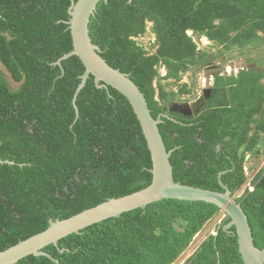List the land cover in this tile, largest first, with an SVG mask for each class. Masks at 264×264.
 Returning <instances> with one entry per match:
<instances>
[{
	"label": "trees",
	"instance_id": "16d2710c",
	"mask_svg": "<svg viewBox=\"0 0 264 264\" xmlns=\"http://www.w3.org/2000/svg\"><path fill=\"white\" fill-rule=\"evenodd\" d=\"M71 3L0 0V159L12 162H0V250L44 230L50 219L134 192L152 179L150 152L127 98L110 85L97 87L90 74L74 99L85 67L76 55L56 63L72 49ZM146 22L155 36L152 53L135 40ZM88 28L100 55L144 93L152 116L167 115L158 128L173 149L174 180L223 191V171L232 195L242 190L234 197L254 245L264 248V167L250 180L252 190L244 187L243 169L246 155L264 140V69L216 76L219 92L195 116L171 110L191 91L179 83L181 75L214 57L199 51L188 31L225 51L264 42V0H101ZM219 213L213 203L164 198L61 238L63 252L53 244L44 250L58 264H171ZM229 220L225 214L186 264H245L235 227L223 230ZM14 264L57 263L31 254Z\"/></svg>",
	"mask_w": 264,
	"mask_h": 264
},
{
	"label": "water",
	"instance_id": "95a60500",
	"mask_svg": "<svg viewBox=\"0 0 264 264\" xmlns=\"http://www.w3.org/2000/svg\"><path fill=\"white\" fill-rule=\"evenodd\" d=\"M100 1L72 0L68 8L70 18L66 21L72 38V49L62 55L56 63L60 64L61 60L76 55L84 65L85 69L80 76L81 81L76 88L74 99L77 92L85 85L90 74L94 76L97 87L110 85L127 98L139 121L150 152L152 161V166L149 169L152 174L151 182L139 190L122 196L107 198L67 218L50 219L49 225L44 230L0 250V264H14L31 254L47 256L58 264V259L53 258L50 253L44 250L46 245L53 244L60 252H63L64 248H61L58 243L61 238L71 233H80L81 229L91 224L106 218L118 217L131 209L138 207L145 209L147 204L164 198L205 201L215 204L230 217V220L224 224L223 230L231 232L230 228L235 227L233 234L237 236L238 250L244 263L264 264V248L260 249L254 245L247 215L232 195L227 184L222 181L223 171L218 174V182L223 191L183 184L174 180L173 166L170 162L173 149L167 150L158 128V124L162 122L161 116L167 117V115L161 114L154 118L144 93L131 80L129 74L108 64L105 58L100 55L99 45L91 40L88 24ZM100 81L103 83L101 84ZM75 108H77L76 105ZM175 108L176 110L172 108L171 110L184 111L182 105L177 104ZM6 161L0 159L1 163Z\"/></svg>",
	"mask_w": 264,
	"mask_h": 264
},
{
	"label": "rangeland",
	"instance_id": "374dc122",
	"mask_svg": "<svg viewBox=\"0 0 264 264\" xmlns=\"http://www.w3.org/2000/svg\"><path fill=\"white\" fill-rule=\"evenodd\" d=\"M188 34L192 36L199 51H206L214 57L208 61L207 65L200 67V69L193 67L181 75V81L179 83H188L191 91L187 95L178 96L175 99V102L171 105L172 109L176 110L175 106L177 104L184 106V109H193L196 106L197 101H199V96L204 93L203 89L209 82V76L215 72L220 71L221 73H225L224 71L226 69L227 71L235 73L241 68H254L256 70L264 69V42L262 41H259L256 45H248L241 49L234 47L230 51H225L220 46L216 47L212 41H208L204 35H196L195 33H192V31H188ZM135 40L149 53H152L155 50V36L151 31L150 22H146V32L136 37ZM159 71L161 75H164L166 72L164 67H161ZM7 77L12 87L18 85V83L11 80L9 75H7ZM162 82L165 84V88L168 91H177V87L174 84H169L168 81ZM154 84H157V80L154 81ZM259 151L258 155L249 156V154H247L245 158L243 169L247 177L246 182L249 181L261 167H264V140ZM241 191L242 190L237 192L234 196L236 197L239 195ZM224 216V213H219L213 217V219L207 221L201 230L193 237L188 247H186V249L171 264H183L191 252L194 251L208 235L214 233V230Z\"/></svg>",
	"mask_w": 264,
	"mask_h": 264
},
{
	"label": "flooded vegetation",
	"instance_id": "af4514ba",
	"mask_svg": "<svg viewBox=\"0 0 264 264\" xmlns=\"http://www.w3.org/2000/svg\"><path fill=\"white\" fill-rule=\"evenodd\" d=\"M207 64H208V62H207ZM161 67H164V66H161ZM242 69H246V68H241L240 70H242ZM240 70H238L237 72L233 73L232 71H227L225 69V71H224L225 73H221L219 71V72H215L214 74H211L209 76V78H208L209 79V82L207 83L206 87L203 89L204 90V93H202V95L199 96V101H197L196 106L193 109H191V110H189V109H183L184 111L181 110V111H177V112L181 113L182 115H184L186 117H192V116L197 115L207 105V102L209 100L211 101L214 98L213 95H215L216 92H219V90L214 86L215 85L216 76L236 75ZM262 81H263V79H262ZM219 96L221 97V100L222 99H225V97H223L222 94H219ZM259 152L260 151L258 149L255 154H251V153H248V154H249V156H251V155H254L255 156V155H258ZM214 232H216V229L214 230ZM197 247L195 248V250L197 249ZM195 250L191 252V254L188 256V258L195 252ZM183 264H186V261H184Z\"/></svg>",
	"mask_w": 264,
	"mask_h": 264
},
{
	"label": "built area",
	"instance_id": "2783aa9c",
	"mask_svg": "<svg viewBox=\"0 0 264 264\" xmlns=\"http://www.w3.org/2000/svg\"><path fill=\"white\" fill-rule=\"evenodd\" d=\"M252 179V178H251ZM250 179V180H251ZM250 180L249 181H247L246 183H245V186L244 187H247L249 190H252V186L250 185ZM221 222V221H220ZM219 222V223H220ZM212 234H215V232L214 233H212Z\"/></svg>",
	"mask_w": 264,
	"mask_h": 264
},
{
	"label": "bare ground",
	"instance_id": "6f19581e",
	"mask_svg": "<svg viewBox=\"0 0 264 264\" xmlns=\"http://www.w3.org/2000/svg\"><path fill=\"white\" fill-rule=\"evenodd\" d=\"M209 41V40H208Z\"/></svg>",
	"mask_w": 264,
	"mask_h": 264
},
{
	"label": "clouds",
	"instance_id": "9594fccd",
	"mask_svg": "<svg viewBox=\"0 0 264 264\" xmlns=\"http://www.w3.org/2000/svg\"><path fill=\"white\" fill-rule=\"evenodd\" d=\"M199 246V245H198Z\"/></svg>",
	"mask_w": 264,
	"mask_h": 264
}]
</instances>
